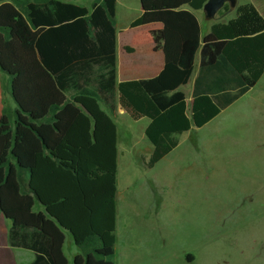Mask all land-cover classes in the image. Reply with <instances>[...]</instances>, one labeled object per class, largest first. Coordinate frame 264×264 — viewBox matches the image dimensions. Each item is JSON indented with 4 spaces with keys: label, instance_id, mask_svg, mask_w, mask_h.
Listing matches in <instances>:
<instances>
[{
    "label": "trees",
    "instance_id": "obj_1",
    "mask_svg": "<svg viewBox=\"0 0 264 264\" xmlns=\"http://www.w3.org/2000/svg\"><path fill=\"white\" fill-rule=\"evenodd\" d=\"M116 1L42 0L22 12L23 0H0V71L15 104L0 118V214L10 245L34 253L31 264H116L117 106L150 120L152 168L176 148V135L203 127L264 72V18L252 4L223 6L234 17L201 39L193 12L207 0H188L187 9L148 10L131 22L162 25L150 34L164 66L154 78L117 83ZM196 54L188 117L177 89ZM66 234L79 250L71 262Z\"/></svg>",
    "mask_w": 264,
    "mask_h": 264
},
{
    "label": "rangeland",
    "instance_id": "obj_2",
    "mask_svg": "<svg viewBox=\"0 0 264 264\" xmlns=\"http://www.w3.org/2000/svg\"><path fill=\"white\" fill-rule=\"evenodd\" d=\"M39 1L23 0L19 9ZM62 1L90 8L94 0ZM182 1H118L115 27L128 42H141V28H119L130 26L145 5ZM244 4L264 15V0L224 6ZM223 14L222 7L213 20ZM198 15L207 32L214 21L203 11ZM253 95L188 140L176 135L179 147L152 168L151 144L140 133L144 122L112 115L118 134L116 264H264V80ZM66 239L72 242L68 234Z\"/></svg>",
    "mask_w": 264,
    "mask_h": 264
},
{
    "label": "crops",
    "instance_id": "obj_3",
    "mask_svg": "<svg viewBox=\"0 0 264 264\" xmlns=\"http://www.w3.org/2000/svg\"><path fill=\"white\" fill-rule=\"evenodd\" d=\"M60 1H62V0H60ZM118 1L119 0L116 1V6H115V17H116V8H117ZM125 1H131V0H125ZM62 2L70 3L67 1H62ZM187 2H188V0H183L182 2H177L175 4L161 3V2L149 4V5H145L142 8V12L148 11V10H160V9H173V10L187 9V5H186ZM71 4H73V3H71ZM200 12L202 13V11H194L193 12L194 15L196 16L199 24L201 23V18H202V17H199V15H198V14H201ZM258 12L264 18V15L260 11H258ZM233 13L232 12L224 13L222 17H223V19L224 18H226V19L221 21L219 19H221L222 17H220L216 21L217 22H227L229 19L234 17V16H232ZM214 23H216V22L214 21ZM210 26L208 27L207 32H202L201 24H200V30H201L200 38L201 39L209 32ZM136 28H141L140 30H144L145 36L141 40V42L137 41L135 44L132 42L130 43V42H128V40L126 38H123L120 36L117 28L115 27V18H114V29L116 32V82L117 83L154 78L163 69V66H164L163 54H162L161 50L155 51L153 49L154 43L152 40V36L150 34V32L153 30L161 29L162 25L160 23H151V24L139 26ZM119 29H123L125 31H128L130 29H135V28H131L130 26L126 25L123 28H119ZM126 48H130L132 51L127 52ZM139 51L142 53L141 56H139L137 54ZM137 57L140 59V63H138L136 61ZM128 61H130V63H131V65H130L131 68L128 67ZM134 61L136 62L137 65L139 64L138 65L139 67L136 70H133ZM198 65H199V54H196L195 62H194V71H193L189 81L187 82L186 85L180 86L177 89L178 92L183 93L185 96V101H186V106H187L186 114L188 117H190V114H191V112H190L191 111V101H192L191 92H192V87H193V81H194L195 76L197 74ZM262 80H264V72L255 85L259 84ZM4 86L8 87L7 82H6V77L0 71V118L3 114L4 108H7L8 110H10L12 112L15 110V104H14V102L10 96V93L8 90L4 91ZM254 87H252L248 92H246L243 96H241L238 100L233 102L227 108L222 110L217 116H215L212 120H210L203 127L195 128L192 126L189 131L183 132L182 134L178 135V138L188 136L187 137V140H188L191 132L199 131L200 129L208 126L214 120H216L219 116L225 114V112L227 110L238 105L242 100L244 101L245 99L247 100V99L251 98V96H255V95H253ZM260 97H257L256 99L260 100ZM261 99H262V97H261ZM102 109L106 113H108L107 112L108 110H106V108L102 107ZM114 114L115 115H117V114L118 115H125L126 117H128V115L119 106L116 107ZM137 122H144L143 126L140 128V133L142 134L141 137L146 139L144 132H145L146 127L150 123V120L148 118L144 117V118H141L140 120H138ZM177 142H178V144H177L176 148L179 147V145H180V142L178 140H177ZM133 144H134V142L132 140V143H131L132 149H134V147H135ZM151 147H152V149H147V152L150 153L149 155H151V153L153 151V146L151 145ZM176 148H174V149H176ZM136 154H138V153H136ZM169 154H167L162 159H166ZM25 178H27V174L25 175ZM116 194H117V192H116ZM116 206H117V201H116ZM36 209L42 210V208H39V207H36ZM9 230H10V221H8L2 214H0V264H31L35 259L34 253L28 249L19 248V247H12L9 243ZM115 230H116V222H115ZM115 237H116V235H115ZM67 240L68 239L65 238L64 254H65L66 258L68 259V261L71 262L73 257L79 254V250L73 244V241L70 242ZM116 244H117V238H116ZM66 253H68V254H66Z\"/></svg>",
    "mask_w": 264,
    "mask_h": 264
},
{
    "label": "water",
    "instance_id": "obj_4",
    "mask_svg": "<svg viewBox=\"0 0 264 264\" xmlns=\"http://www.w3.org/2000/svg\"><path fill=\"white\" fill-rule=\"evenodd\" d=\"M227 3L233 7L236 4V0H207L202 11L207 19L212 20L216 13Z\"/></svg>",
    "mask_w": 264,
    "mask_h": 264
}]
</instances>
